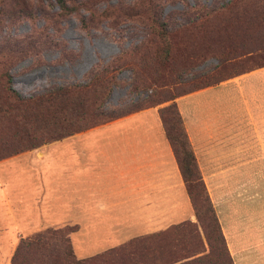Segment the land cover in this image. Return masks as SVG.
Masks as SVG:
<instances>
[{
	"label": "crops",
	"instance_id": "crops-1",
	"mask_svg": "<svg viewBox=\"0 0 264 264\" xmlns=\"http://www.w3.org/2000/svg\"><path fill=\"white\" fill-rule=\"evenodd\" d=\"M175 103L233 264H264V67ZM165 105L0 161L1 259L19 238L68 222L77 259L197 223L160 118ZM164 237L145 239L149 252L159 253Z\"/></svg>",
	"mask_w": 264,
	"mask_h": 264
},
{
	"label": "rangeland",
	"instance_id": "rangeland-1",
	"mask_svg": "<svg viewBox=\"0 0 264 264\" xmlns=\"http://www.w3.org/2000/svg\"><path fill=\"white\" fill-rule=\"evenodd\" d=\"M168 1L66 0L77 10L65 13L57 0H0V12L4 16L7 13L18 16L5 18L13 22L0 25V144L8 149L25 146L28 143L25 134L30 128L20 118L32 112H43L50 122H56L61 112L62 124L47 126L50 134L76 133L86 125L106 121L105 114L118 116L155 103L170 104V99L216 77L238 76L264 63V55L256 49L258 42L250 44L248 35L233 22L229 25L230 12L236 11L243 2H247L250 10L256 9L251 4L253 0H234L223 9L186 14L182 24L170 21L167 29L171 46L167 59L161 61L157 57L159 36L156 31L147 32L144 16L148 4L162 6ZM172 1L165 5L166 14L184 9L181 2ZM22 10L31 14L19 16ZM146 33L147 39L141 47L128 49L138 44ZM6 39H11L10 45L20 40L32 50L27 55L15 53L2 46ZM229 43L241 51L236 56L228 55L220 63L216 54ZM6 71L12 77L11 83L6 82ZM110 86L107 97L102 99ZM10 88L19 95L18 100L11 95ZM33 99L50 101L35 108L30 103ZM71 112L83 115L75 118ZM215 185L210 182V187ZM196 222V227L187 225L177 231L180 233L178 246L200 250V254L209 253L210 244L220 248L213 238L215 235L205 232L197 218ZM63 226L76 227L75 222H68L46 228ZM4 231L0 227V235ZM75 231L69 234V239L77 258L75 251L79 245L73 236ZM3 247L0 244V252ZM12 255L7 261L0 257V264H11ZM225 262V255L220 251L207 259V264Z\"/></svg>",
	"mask_w": 264,
	"mask_h": 264
},
{
	"label": "trees",
	"instance_id": "trees-1",
	"mask_svg": "<svg viewBox=\"0 0 264 264\" xmlns=\"http://www.w3.org/2000/svg\"><path fill=\"white\" fill-rule=\"evenodd\" d=\"M151 1L152 0H147ZM172 0L162 4V6L157 4H148L145 9V19L147 25V32L156 31L159 36V48H157V57L161 61H165L169 54V48L171 46L168 36V25L173 22L182 24L184 16L189 13H195L202 10H211V9H223L233 4L234 0H193V3L189 0H174L181 2L183 4V10L181 12H172L169 14L165 13V5ZM172 1V2H174ZM243 0H241L242 2ZM246 1V0H245ZM60 5L61 10L65 13L77 10V7L73 4H68L66 0H57ZM243 2V5L239 7L236 11L230 12V23H234V26L243 33L248 35L251 38L250 44L253 42H258V49L264 55V2L263 0H253L251 4L256 6V9H251ZM25 14V15H24ZM31 12H25L22 10V13L19 16L30 15ZM18 17L17 14L7 13V16H4L0 12V25H4L6 22H13L7 19H12ZM180 18V19H179ZM233 25H231L232 27ZM146 36L138 43L131 45L128 49H137L141 47L147 39ZM9 40L2 46H7L9 50H15V53L27 55L30 50V46L22 45V42L19 40H14V44L10 45ZM243 45H238V47ZM11 47V48H10ZM241 50L236 49L232 43H229L228 46L222 47L220 51L216 54L219 58V62L222 63L228 55L236 56L240 53ZM249 52L253 50H248ZM259 68L264 67V63H258ZM252 70V69H251ZM250 70V71H251ZM121 71V70H120ZM249 72V71H248ZM234 77V76H232ZM6 82L11 83V75L6 71L5 74ZM231 78V77H228ZM224 79L214 78L212 82H207L202 84L190 91H187L183 94H180L170 100V104H166L159 108L160 118L165 130L166 137L170 141L176 159L179 163V167L186 184L187 192L191 201V204L194 208L195 215L197 220L201 223L202 229L206 232L209 231L215 236L213 237L215 241L221 245L220 248L216 245L215 248L210 244V251L207 254H200V250H191L185 246H178L177 241L180 237V233L177 232L179 229L184 228L187 225H193L196 227L195 223L185 221L184 224L174 225L172 231L168 235L169 239L163 245H158L156 251V246H153V251H150L151 245L147 243L145 239L152 240L156 236H163L164 233L153 234L144 238H133L126 243L121 245L109 248L101 253L95 254L88 258L77 259L74 256L69 234L76 230L75 226H63L58 228H46L42 231H39L32 236L21 238L17 244L14 253L11 258V264H207V259L220 251V254L223 253L226 258L224 264H233L232 258L228 252L226 242L221 231L220 223L213 207V204L210 200L209 194L207 192L205 183L200 174L196 158L190 147L187 134L182 125V119L177 109L175 99L179 96L185 95L192 91L205 88L211 85H215ZM112 86L107 89L106 94L102 99L107 97ZM15 91L10 88V93L14 99L18 100L19 95L14 93ZM33 99L31 104H34V107H42L45 101L49 102L50 100ZM157 105H162L155 103L149 106L141 107L138 109H130L127 113L120 114L118 116H112L111 114H105L108 118L104 122H98L92 125H86L85 127L79 129L85 130L95 125L103 124L113 119L122 117L129 113L148 108L154 107ZM58 120L55 122L47 121V118L43 112H32L28 115H25L20 118L24 123H26L30 130L27 131L25 137L28 143L25 146L17 147L14 149H8L4 144H0V159L18 154L25 150L36 148L44 143L51 141L59 140L63 137L73 134V132L61 133L53 132L50 134V130L47 126L62 124L61 115ZM75 118L81 116L82 112H71ZM96 114L103 115L96 112ZM83 115V114H82ZM199 223V224H200ZM165 238V237H164ZM166 240V239H165ZM218 251V252H217ZM166 253V254H164Z\"/></svg>",
	"mask_w": 264,
	"mask_h": 264
}]
</instances>
